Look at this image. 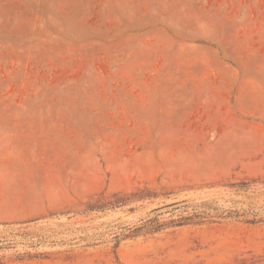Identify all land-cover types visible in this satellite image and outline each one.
Wrapping results in <instances>:
<instances>
[{
  "label": "rangeland",
  "instance_id": "374dc122",
  "mask_svg": "<svg viewBox=\"0 0 264 264\" xmlns=\"http://www.w3.org/2000/svg\"><path fill=\"white\" fill-rule=\"evenodd\" d=\"M0 264H264V0H0Z\"/></svg>",
  "mask_w": 264,
  "mask_h": 264
}]
</instances>
